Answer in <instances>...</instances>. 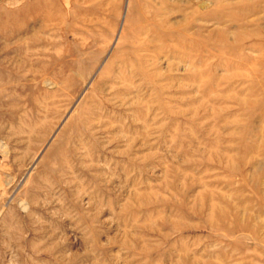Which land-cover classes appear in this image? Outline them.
<instances>
[{
    "label": "rangeland",
    "instance_id": "obj_1",
    "mask_svg": "<svg viewBox=\"0 0 264 264\" xmlns=\"http://www.w3.org/2000/svg\"><path fill=\"white\" fill-rule=\"evenodd\" d=\"M0 264H264V0H0Z\"/></svg>",
    "mask_w": 264,
    "mask_h": 264
}]
</instances>
